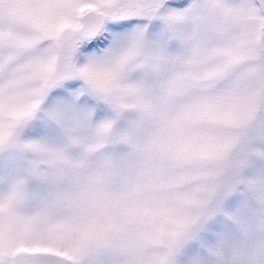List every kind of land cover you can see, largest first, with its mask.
I'll list each match as a JSON object with an SVG mask.
<instances>
[{
	"label": "snow or ice",
	"instance_id": "6c2138e0",
	"mask_svg": "<svg viewBox=\"0 0 264 264\" xmlns=\"http://www.w3.org/2000/svg\"><path fill=\"white\" fill-rule=\"evenodd\" d=\"M0 264H264V0H0Z\"/></svg>",
	"mask_w": 264,
	"mask_h": 264
}]
</instances>
